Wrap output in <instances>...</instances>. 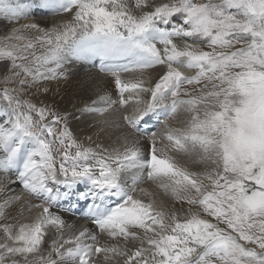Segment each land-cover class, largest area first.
I'll return each mask as SVG.
<instances>
[{"label":"snow or ice","instance_id":"obj_1","mask_svg":"<svg viewBox=\"0 0 264 264\" xmlns=\"http://www.w3.org/2000/svg\"><path fill=\"white\" fill-rule=\"evenodd\" d=\"M33 9L60 22L0 40V264H264V0H0ZM78 61L110 79L76 112L116 146L45 103Z\"/></svg>","mask_w":264,"mask_h":264},{"label":"bare ground","instance_id":"obj_2","mask_svg":"<svg viewBox=\"0 0 264 264\" xmlns=\"http://www.w3.org/2000/svg\"><path fill=\"white\" fill-rule=\"evenodd\" d=\"M22 2H24V0H22ZM156 2L159 3L161 0H156ZM54 21L59 23L60 19L49 14L47 15L44 10L35 9H33L32 15L28 16L27 19L20 20L18 23L9 22L3 17H0V40L3 39L9 29L12 27H19L20 24L38 22L42 27H51ZM185 74L190 75L192 73L185 70ZM153 75H155V73H153ZM93 76H95L97 80H104L105 82L110 79L103 77V75L99 73V61L95 62V67L93 66L92 62H76L75 64L68 67L67 79L61 80L59 83L52 81L48 84V87L51 90L47 94L45 103L51 105L53 102H55L59 109L66 110L74 114V118L70 120L71 130L73 131L74 135L86 146L95 147L97 143L101 144L103 147L116 146L114 142L116 141V137L119 136L120 130L112 129L109 132L102 133L98 136L96 118L88 113H85L81 116L76 112V108L83 107L84 103L89 102L90 98H95L90 90H85L82 88V85ZM139 77L140 73L138 72L124 74V78L127 80H135ZM95 82L96 81H93V83ZM106 86L110 90L113 99H117L118 97L112 86L110 84H107ZM34 91L35 90L33 89V92ZM37 99H44V96L40 95L37 97ZM155 123L152 124V122H150L149 124V127L152 128V130H155V127H153ZM170 126L184 127L185 125L172 122ZM88 137L92 138L91 141L88 140ZM178 158L182 163L186 164L194 171H198L202 167V165L193 164L192 159L188 156L181 155ZM141 187H148L151 191L159 193L160 199L167 200V198L163 196V193L160 192L159 189L155 188V186L151 185L150 182H145V184H142ZM33 203H38V201H33ZM36 211L37 210L34 209L32 214L34 215ZM62 215L68 223L74 224L76 226V230H79L82 226L88 223L86 220L82 219V216L80 215L68 213H63ZM94 231L98 232L96 229H94ZM103 242L104 239L102 238L101 243Z\"/></svg>","mask_w":264,"mask_h":264},{"label":"rangeland","instance_id":"obj_3","mask_svg":"<svg viewBox=\"0 0 264 264\" xmlns=\"http://www.w3.org/2000/svg\"><path fill=\"white\" fill-rule=\"evenodd\" d=\"M47 14V13H46ZM48 15V14H47ZM6 71V65H0V81H2L3 79V73ZM0 89H2L3 87H12L14 85L10 84V85H5L2 82H0ZM155 123V121H152V124ZM203 169V165L202 167L198 170H202ZM75 199V197H73V200ZM84 202H81V204H83ZM65 204L67 205V202H65ZM86 211V205L84 207H80L76 210L73 211V213H68V214H76V215H80L83 216V213Z\"/></svg>","mask_w":264,"mask_h":264}]
</instances>
